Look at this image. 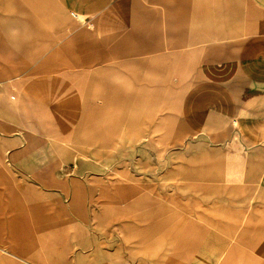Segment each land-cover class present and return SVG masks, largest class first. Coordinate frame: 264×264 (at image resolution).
<instances>
[{"label": "crops", "instance_id": "crops-1", "mask_svg": "<svg viewBox=\"0 0 264 264\" xmlns=\"http://www.w3.org/2000/svg\"><path fill=\"white\" fill-rule=\"evenodd\" d=\"M185 137L175 204L112 182L105 229L72 162ZM109 229L129 263L264 264V0H0V264H88Z\"/></svg>", "mask_w": 264, "mask_h": 264}, {"label": "rangeland", "instance_id": "rangeland-1", "mask_svg": "<svg viewBox=\"0 0 264 264\" xmlns=\"http://www.w3.org/2000/svg\"><path fill=\"white\" fill-rule=\"evenodd\" d=\"M197 150L198 145L193 144V139L186 137L184 142L179 144L119 145L114 151H106L103 155L105 159L73 161L71 169L74 173L80 165L84 169L102 172L109 194V198L104 201L106 229L110 228L111 222L112 182L118 181L119 201H148L153 208H159L161 201L174 205L178 200L177 186H189L192 183L191 158ZM134 185H145L146 190L140 189L129 194L128 186ZM94 208L95 206H92V209ZM90 229L95 233L94 225L90 226ZM109 233L110 229L104 236H88V264H138L134 261L128 262L129 251L124 246L123 236L117 241L113 239L115 236H110ZM181 239L184 244H190L191 236H181ZM117 251L119 256L114 257L113 254ZM96 252L100 254L97 258Z\"/></svg>", "mask_w": 264, "mask_h": 264}]
</instances>
